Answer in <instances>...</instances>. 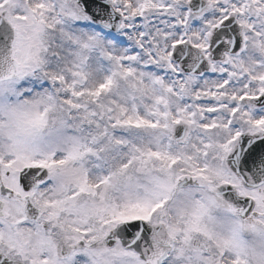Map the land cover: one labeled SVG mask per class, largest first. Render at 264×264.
Returning <instances> with one entry per match:
<instances>
[{
  "label": "snow or ice",
  "instance_id": "1",
  "mask_svg": "<svg viewBox=\"0 0 264 264\" xmlns=\"http://www.w3.org/2000/svg\"><path fill=\"white\" fill-rule=\"evenodd\" d=\"M0 264H264V0H0Z\"/></svg>",
  "mask_w": 264,
  "mask_h": 264
}]
</instances>
